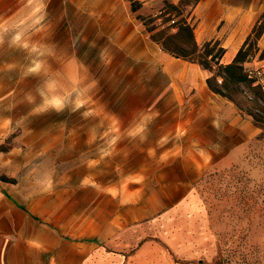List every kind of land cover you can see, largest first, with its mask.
Here are the masks:
<instances>
[{
  "label": "rangeland",
  "instance_id": "1",
  "mask_svg": "<svg viewBox=\"0 0 264 264\" xmlns=\"http://www.w3.org/2000/svg\"><path fill=\"white\" fill-rule=\"evenodd\" d=\"M187 1L0 0V190L100 240L82 264H264L254 105L150 38L193 25Z\"/></svg>",
  "mask_w": 264,
  "mask_h": 264
},
{
  "label": "crops",
  "instance_id": "2",
  "mask_svg": "<svg viewBox=\"0 0 264 264\" xmlns=\"http://www.w3.org/2000/svg\"><path fill=\"white\" fill-rule=\"evenodd\" d=\"M262 13L263 0H198L191 15L194 38L199 46L218 41L224 48L220 63L228 64ZM257 45L259 52L264 51V33ZM244 67H260L264 72V62L244 63ZM201 73L205 79L200 84L203 92L208 88V71L201 69ZM217 100L223 108L232 111L227 100ZM100 243L96 237L73 239L50 219L39 217L33 210L25 208L8 190H0V264H82L85 257L79 254L80 250L93 245L94 251H102ZM108 255V263L116 259ZM101 256L93 264L102 263Z\"/></svg>",
  "mask_w": 264,
  "mask_h": 264
},
{
  "label": "trees",
  "instance_id": "3",
  "mask_svg": "<svg viewBox=\"0 0 264 264\" xmlns=\"http://www.w3.org/2000/svg\"><path fill=\"white\" fill-rule=\"evenodd\" d=\"M198 0H188L193 8ZM136 3V2H133ZM174 10H179L178 6L171 5ZM151 33L150 38L156 42L160 49L176 59H182L188 63H195L201 69L211 72V76L206 79L208 89L221 98H227L235 103L237 108L242 109L243 103H252L255 114L247 109L246 113L250 115L255 125L264 127V93L260 85L254 86V80L247 77L244 63L258 51V41L264 33V13L259 16L257 23L253 26L251 33L244 44L238 49L235 58L228 64H221L220 61L224 55V48L218 41H208L199 46L194 39V26L189 24L186 19H181L173 26L151 27L148 29ZM264 52L260 55L263 58ZM219 83V84H218ZM243 88V89H242ZM248 92L253 93V101L249 102L246 98ZM240 97L236 99L234 96Z\"/></svg>",
  "mask_w": 264,
  "mask_h": 264
},
{
  "label": "built area",
  "instance_id": "4",
  "mask_svg": "<svg viewBox=\"0 0 264 264\" xmlns=\"http://www.w3.org/2000/svg\"><path fill=\"white\" fill-rule=\"evenodd\" d=\"M247 77L254 80V86L260 85L264 93V72L260 67H244Z\"/></svg>",
  "mask_w": 264,
  "mask_h": 264
}]
</instances>
